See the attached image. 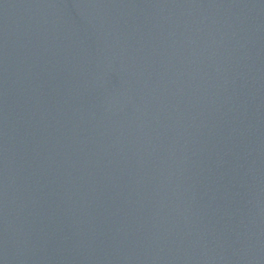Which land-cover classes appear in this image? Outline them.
Masks as SVG:
<instances>
[{"label": "water", "instance_id": "95a60500", "mask_svg": "<svg viewBox=\"0 0 264 264\" xmlns=\"http://www.w3.org/2000/svg\"><path fill=\"white\" fill-rule=\"evenodd\" d=\"M0 264H264V0H0Z\"/></svg>", "mask_w": 264, "mask_h": 264}]
</instances>
